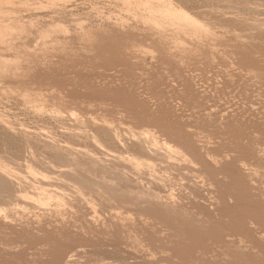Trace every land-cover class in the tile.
I'll use <instances>...</instances> for the list:
<instances>
[{"label": "bare ground", "instance_id": "1", "mask_svg": "<svg viewBox=\"0 0 264 264\" xmlns=\"http://www.w3.org/2000/svg\"><path fill=\"white\" fill-rule=\"evenodd\" d=\"M19 3L0 0V40L27 39L0 41V89L31 118L0 116V264H264L261 3Z\"/></svg>", "mask_w": 264, "mask_h": 264}, {"label": "rangeland", "instance_id": "2", "mask_svg": "<svg viewBox=\"0 0 264 264\" xmlns=\"http://www.w3.org/2000/svg\"><path fill=\"white\" fill-rule=\"evenodd\" d=\"M15 1H18V0H15ZM23 0H21V2H22ZM31 1H33V2H31ZM40 1H41V3H40ZM46 0H24V3H19L15 8H18V9H23V8H25V7H27L28 5H29V7H30V5H35L36 3H37V5H38V3H40V4H42L43 6H46V7H49V8H51V7H54L53 6V3H54V5H57V4H55V2L56 1H53L52 0V3L51 4H47L48 2H51V0H47L46 2H45ZM79 1V2H78ZM122 2H123V0H121ZM121 1H119V0H70L68 3H64L63 2V0L62 1H60V3H59V0H57V3H58V5L57 6H55V7H58V6H60V5H62L63 3L65 4V5H68V6H74L75 5V13H77V16L79 17H81V18H79V19H83L84 18V16L85 15H87L88 13H89V15L90 16H94L95 14H97L98 12H99V14H102V15H104V16H108L109 15V17H112V19L113 18H115V16H116V14H117V16H118V14H120V13H122V12H124L123 10H122V8H124L125 9V6H124V4L121 2ZM257 4H260V6L262 7V8H264V0H258V2H257V0H254ZM115 3V4H114ZM46 4V5H45ZM85 4V5H84ZM50 5H51V7H50ZM93 7V8H92ZM5 10H9V12H13V9L12 8H10L9 6H7L6 5V7H5ZM97 10V11H96ZM118 10H119V12H118ZM122 10V11H121ZM77 11V12H76ZM121 11V12H120ZM116 13V14H115ZM92 14V15H91ZM13 15V13H9L8 15H7V17H8V19H13V16L15 15V13H14V15ZM25 16H27L28 14H24ZM113 15V16H112ZM16 16V15H15ZM32 16V15H31ZM106 16V17H107ZM116 16V17H117ZM32 17H34V20L36 19V16H32ZM32 17H30L29 19L28 18H26V20H27V23H29L28 21L30 20H32V22L30 23L31 25H32V23L34 24L35 22H33V19H32ZM12 21V20H11ZM36 21V20H35ZM29 24V25H30ZM33 26V25H32ZM54 26V25H53ZM52 26V27H53ZM58 26V25H57ZM27 27H28V25H27ZM34 27V26H33ZM56 27V26H55ZM55 27H53V28H55ZM30 28V27H29ZM48 28H51V26H49V27H47V29ZM52 28V29H53ZM52 29H49V30H46V28L44 29V31L45 32H48V31H50V30H52ZM17 31L18 33L19 32H21L22 30H20L19 31V29H18V27L17 28H15V29H13V32H15V31ZM28 30H30V29H28ZM54 30V29H53ZM11 29L10 30H8V31H5V33H3V35H2V38H3V44H18V43H20V42H22V39H24V37H23V35H22V32H21V34L19 35V36H16V35H18V33L17 32H15V35H13L12 36V34H13V32L11 33ZM34 32V30L33 31H30V35L33 37L35 34L33 33ZM38 33V32H37ZM39 33H41V32H39ZM38 33V34H39ZM9 34H11V35H9ZM32 34H34V35H32ZM5 35V36H4ZM28 36L27 38H28V40H30L32 37L31 36ZM4 36V37H3ZM12 36V37H11ZM16 36V37H15ZM14 37L15 38H17L18 37V39H14ZM19 37H20V39H19ZM26 37V36H25ZM5 38V39H4ZM30 38V39H29ZM0 39H1V37H0ZM10 39V40H9ZM24 40H27V39H24ZM1 41V40H0ZM2 41H1V43H2ZM19 41V42H18ZM12 42V43H11ZM45 49H43V48H41V50L39 49V52L38 53H40L39 55H37V58L39 57V59L40 58H46L47 56H48V53L46 52V51H44ZM38 51V50H37ZM36 51V52H37ZM38 53H36V54H38ZM59 53V52H58ZM57 53V54H58ZM42 54H44V55H42ZM45 55H47V56H45ZM54 55H56V52H54ZM20 56V57H19ZM19 56H17L18 57V60H17V57H15V58H13V60L15 61V62H17V61H19L20 59H23L24 57H23V55H19ZM52 58H54V57H52ZM61 59L60 57H55V59ZM12 60V59H11ZM62 60V59H61ZM13 63V61H12V64L13 65H15L16 63ZM9 64H11V62L9 63ZM10 66H12V65H10ZM16 66H17V64H16ZM11 93L6 89V88H1L0 89V116H3V119H5V120H7L8 122H10L12 125H14V126H18L19 124H28V122L30 121V118H31V116L29 115V114H27V116L25 115L26 114V112L24 111V109L22 108V106L20 105V101H21V99H23V98H20L19 96H17V97H15V95L13 96L12 94V96L10 95ZM16 98V99H15ZM18 100V101H17ZM17 105V106H16ZM23 112H25V113H23ZM28 117V118H27ZM2 118V117H1ZM4 140H2V139ZM6 136L5 135H3V133L0 131V155L2 156V157H9V155L11 156L12 154H10L9 153V150H7L6 149V147H4L3 148V145L4 146H6V141H8V140H6ZM1 142H3V143H1ZM2 149V150H1ZM4 149V150H3ZM7 232H9V230H7ZM98 246H100V245H98ZM98 246H96V248H98ZM95 248V249H96ZM85 250H87V249H85ZM89 250V253L86 251V252H83L84 253V255H83V253L82 254H77L75 257H73V264H88V263H90V264H102V262H104V261H106V260H109V259H111L112 260V258H114V257H112L113 255H107V253L104 251V250H99L98 252H92L91 250H93V248L91 249H88ZM101 251V252H100ZM26 252H29L28 250L26 251L25 250V254H28V253H26ZM93 253V254H92ZM25 254H23V256L22 257H16V258H14L15 259V261H16V263L17 264H24L25 263V260H24V255ZM29 255V254H28ZM26 256V255H25ZM78 256V257H77ZM98 256V257H97ZM106 256L108 257V258H106ZM112 257V258H111ZM20 258H22V259H20ZM85 258V259H84ZM93 259H94V261H93ZM98 259V260H97ZM104 259V260H103ZM20 261V263H19V261ZM22 260H24L23 261V263H21L22 262ZM82 260V261H81ZM84 260H86V261H84ZM90 260V261H89ZM93 261V262H92ZM101 262V263H100ZM25 264H27V263H25ZM28 264H30V263H28Z\"/></svg>", "mask_w": 264, "mask_h": 264}]
</instances>
